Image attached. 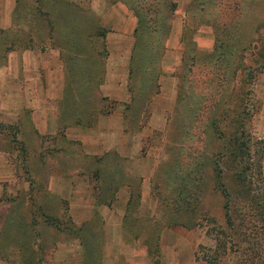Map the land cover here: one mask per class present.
<instances>
[{
    "label": "rangeland",
    "instance_id": "374dc122",
    "mask_svg": "<svg viewBox=\"0 0 264 264\" xmlns=\"http://www.w3.org/2000/svg\"><path fill=\"white\" fill-rule=\"evenodd\" d=\"M111 44L129 45L125 101L97 90ZM45 49L54 134L24 61ZM112 113L102 149L89 131ZM263 135L264 0H0V264H234L215 238L241 141Z\"/></svg>",
    "mask_w": 264,
    "mask_h": 264
},
{
    "label": "crops",
    "instance_id": "0c3cea01",
    "mask_svg": "<svg viewBox=\"0 0 264 264\" xmlns=\"http://www.w3.org/2000/svg\"><path fill=\"white\" fill-rule=\"evenodd\" d=\"M127 47L126 51L116 44H111L109 47V52L104 60V75L97 89L101 98L124 101L127 99L126 76L129 45ZM29 60L35 70V85L41 87L40 93L34 96L38 105L31 114V123L39 134H54L59 127V124H56V102L57 98L60 97L63 80L61 64L56 51L52 49H45L43 52L37 50L30 58L27 55L24 56V61L29 62ZM41 73H43V81L41 80ZM120 120L118 114L113 113L107 118L101 117L96 125L98 130L89 131L96 137L97 143L95 142V145L97 144L104 149L111 142L109 135H114L116 138L120 137V131L124 126ZM65 130L68 134L74 133L77 136L82 134L80 129H77L78 131H71L69 128ZM84 133L87 134V130L82 135H85ZM113 141L112 148L118 147L121 152L125 150L122 145H118V140ZM84 146L86 147V145ZM95 149L101 150L99 147ZM117 240L118 238H115V241ZM104 262L105 260L102 258L101 264Z\"/></svg>",
    "mask_w": 264,
    "mask_h": 264
},
{
    "label": "trees",
    "instance_id": "16d2710c",
    "mask_svg": "<svg viewBox=\"0 0 264 264\" xmlns=\"http://www.w3.org/2000/svg\"><path fill=\"white\" fill-rule=\"evenodd\" d=\"M241 142L239 173L232 179L239 191L226 195L224 217L227 232L224 240L216 235V251L223 249L224 241L228 240L230 247L237 246L234 264H264V173L261 165L264 135L255 141L246 137Z\"/></svg>",
    "mask_w": 264,
    "mask_h": 264
}]
</instances>
